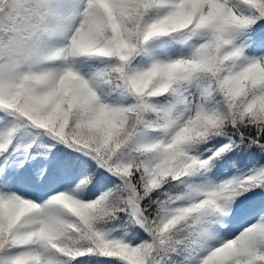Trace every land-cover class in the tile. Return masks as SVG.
Instances as JSON below:
<instances>
[{"label":"snow or ice","instance_id":"1","mask_svg":"<svg viewBox=\"0 0 264 264\" xmlns=\"http://www.w3.org/2000/svg\"><path fill=\"white\" fill-rule=\"evenodd\" d=\"M0 264H264V0H0Z\"/></svg>","mask_w":264,"mask_h":264}]
</instances>
